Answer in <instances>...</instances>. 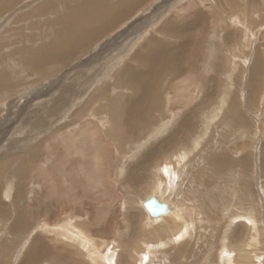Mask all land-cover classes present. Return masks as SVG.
<instances>
[{"label": "rangeland", "instance_id": "rangeland-1", "mask_svg": "<svg viewBox=\"0 0 264 264\" xmlns=\"http://www.w3.org/2000/svg\"><path fill=\"white\" fill-rule=\"evenodd\" d=\"M23 1L21 4L27 5L28 9H25L29 12L31 8H36L38 4L46 0ZM185 1L187 0L143 2L140 5L141 9L138 7L131 17L118 27L116 26L113 31H109L106 38L94 42L97 45L95 51L87 50L86 54L68 62L65 67L49 62L44 67L43 71H46L44 75L39 73L40 71L37 73V69L27 66L25 60L19 63L17 58L8 57L12 51L14 52L18 47L20 49V46L29 41V35L37 36L35 33L40 32L44 24L43 16L38 17L42 22L40 24H32L34 17L30 22H21L18 27L26 29L17 32L12 30L15 21L13 19L14 14L21 9V4L13 10L9 9L10 14L0 9L2 22L0 39L8 40V42L4 41L6 47L0 46V53L1 57L9 58L8 61L0 60V70L7 71L4 73L6 74L4 80L10 88L7 89V93L5 90L0 91V162L9 152L16 157V161L12 162V171L17 170L22 163L21 158L28 161L26 177L7 174L0 187L2 192L5 190V194H8L6 199L1 193L0 201L3 202L4 210L11 212L13 218L22 207H30L26 208L29 212L26 211L25 215L31 227L24 233H12L8 230L12 223L11 219L0 218V240L3 239L2 237H7V243H13L15 247V254L13 255L14 252L10 254L12 264H19L24 258V252L30 247L34 236L47 245L45 254L50 253V256L44 259L50 260L49 262L52 260V263L60 261V264H91L90 259H86L81 251L82 246L79 243L71 241L64 245L54 237L53 231H47L46 227V230L41 227L45 225L52 227L56 223H65L69 219L93 238L101 253L104 254L107 249L116 250L113 264H223L224 255L221 254L230 255L231 264H264V79L256 92L257 96L255 95L253 104L248 102L250 98L248 72L252 66V59L256 52H261L264 57V0H259L261 5L250 8L252 9L250 12L248 11L250 9L243 8L241 4L235 5V1L231 4L228 0H214L218 5L215 7L213 0H198L199 4H205V6L208 3L207 9L202 11L207 21L203 44L199 46V55L193 60L194 66L184 70L180 76H176L177 73L160 75V82H164L165 86L183 82L184 87L180 90L173 88L163 90L162 96L156 100L165 101L164 105L159 112L156 105H151L153 107H150L148 115L152 117L156 113H162L165 116L164 122L168 121L170 116L181 117V113L187 110L186 106L180 102L172 103L170 97H173L175 91H183V97H188V101H191L188 102L189 109L190 107L196 109L195 114L201 112L198 114V119L202 116L211 117L210 113L217 117L207 122L209 124L207 129L199 126L195 130L194 141L192 135L189 136V132L186 131V134H180L176 141L179 149L176 146L172 147L173 145H166L167 153L170 151L171 155H174L178 152L177 157H169L170 161L168 159L174 168L169 180L162 172L165 166V161L162 160L164 158L159 157V154L152 150L153 148L161 149L160 142L169 134L170 127L167 129L168 132L165 130L159 133L163 126L147 120L144 126L137 127L134 136L130 135V139L125 140L123 138L126 148L122 150L117 148L114 141L105 134L111 126L123 127L122 119L113 123L107 115L102 116L99 113L104 110H84L83 113L78 111V114L75 112V109L83 105L87 96L99 92L101 87H107L110 90L108 83L113 87L111 92H106L101 96L102 98L109 96L113 103L120 104L118 94L133 97L132 94L135 93L133 89L120 87V85L116 88L118 84L113 83L114 79L116 80L114 75L121 68H125V64L131 63L130 58L135 50L134 47L141 44L144 37L149 39V30L154 31L166 17L172 16L173 13L183 15L181 8L182 5L187 4ZM165 3L167 4L164 8L153 12L156 6L165 5ZM161 10L166 12L162 14ZM199 10L202 9L199 8ZM56 11H60V8L57 7ZM36 12L39 11L36 10ZM151 13L155 14L152 20L162 15V19L160 18L152 26L150 22L146 25L149 20L147 18L152 16ZM4 15L10 16L3 18ZM11 16L13 17L10 18ZM217 19L223 23L222 27H216ZM140 20V24L146 25L141 30L143 36L139 33L142 37L134 45L133 50L122 55L116 68H110L109 62L102 61L105 58V52L99 55L96 53L101 51V46L110 42L115 34L119 36L122 30L127 31ZM3 25H6L5 29ZM233 32L237 34L239 45L243 47L244 52L238 49L235 54H232L233 52L231 53L225 46V39L222 36ZM126 34V39L131 36L129 31ZM175 41L172 40V42ZM188 53L186 51V54ZM218 57L223 58L222 61ZM222 62L224 66L219 67V63ZM133 65L137 66L135 61ZM179 67L182 68L180 63ZM91 68L96 69L90 73ZM92 74H96L99 81ZM96 81H98L96 86L91 84ZM65 89L71 92L67 94V90L65 91L67 102H69L65 107L68 108L71 105L67 115H62L63 109L51 117L50 123H47L49 119L46 117L42 118L43 125H51L48 130H44L43 126L28 128L25 124L26 119L29 118L31 121L35 118L37 106L44 102L46 104V101L50 99L56 104L60 98L62 99ZM208 89L213 92L210 95L211 102L199 104L198 98ZM185 94L187 96H184ZM73 100H75L74 103ZM103 102L101 98L93 99L92 106L100 108ZM232 104L237 105L236 112L240 115L237 125L231 122L232 115H227L229 114L227 110H231ZM217 108H220L219 112ZM33 111H35L34 115L31 116L30 113ZM67 122L71 125L78 124L76 127L67 126ZM85 123H91L89 129ZM79 128L83 131L82 135L77 133L76 141L68 143L66 147H62L57 136H54V132L60 130L58 134L72 137L71 134L74 135L75 130H80ZM120 130L123 132L124 129ZM122 134L125 135L126 132ZM43 137H51L52 141L50 148L49 141H43L40 152L43 158L40 155L38 161H36L38 157L34 160L30 159L24 145L17 144L19 149L16 151L13 148V144L18 139L22 140L21 142H29L32 139L33 142L29 143L33 144L39 140L42 141ZM79 147L81 152H78ZM220 150H223L225 155H229L235 165L239 163L238 167L228 166L229 169L221 176L215 175L213 166L207 162L211 155ZM145 153L151 154V157L141 160ZM46 159L51 161L45 162ZM177 160L180 163H177ZM97 161L101 162V165H97ZM136 163L141 165L134 170ZM133 176L136 177L135 180H132ZM157 181L161 190L165 192L164 200L170 203L171 209L172 205L175 206L174 209L177 208L181 217L184 218L187 224L186 235L181 236L176 230L173 218L164 216L163 220H154L153 223L147 221V214L141 206V201L148 196L160 193L159 188L155 186ZM166 181L168 184L165 185ZM17 186L19 188H16ZM18 191H21V198L16 201L15 195ZM9 205H13V208ZM247 216H253L256 223L252 225L249 220L247 222ZM233 233L239 234L240 242L247 245L240 256L237 250L229 246ZM222 238L220 247L219 240ZM144 243L151 247L152 253H147ZM42 249L45 248L39 246L38 251ZM44 259L38 260L36 264H46L47 260Z\"/></svg>", "mask_w": 264, "mask_h": 264}, {"label": "bare ground", "instance_id": "bare-ground-1", "mask_svg": "<svg viewBox=\"0 0 264 264\" xmlns=\"http://www.w3.org/2000/svg\"><path fill=\"white\" fill-rule=\"evenodd\" d=\"M101 1L102 0H83V1H81L79 6L77 7V8H79L78 12H80L81 14H79L78 16H75V17L74 16L73 17H71V16L66 17L63 21H59L60 18H57V20L46 19V18H44L43 13L45 11H47V9H50L54 3H56L57 4L56 8L58 7V4H60L66 11H70L71 14L74 15L75 12L70 10L71 4H69L68 0H46V1H42L40 4L37 5L36 8H31L32 10L29 12H27L28 10H26V9H28V8H26L27 5L26 6L21 5V9L17 13L14 14L13 20H15V21L13 23L14 28L12 30L17 31V32H22V30H25L26 28L25 27H21V28L18 27L19 24H21V22H24V23L27 21L30 22V20L33 17H34V20H33L32 24L42 23L41 20H39V18H38L41 15L43 16L42 18L44 20V24L41 26L40 32L37 31L35 33L37 36L29 35V41L25 42L22 46H20L21 47L20 49H18L19 48L18 47L14 50V52L12 51V53H10V55L8 57L12 58V59L17 58L18 59L17 62H19V63L24 62V60H25V62L27 63V66L34 68V69H37L38 70L37 73L40 71L39 73H42L44 75L46 73V71H43V70H45L44 67L49 62L50 63L54 62L56 64L58 63L60 66L65 67V65L68 62L73 61L75 58L81 56L82 54L84 55L88 51H91V52L95 51V48L97 45L94 42L98 41L101 37H103L106 34V32L107 33L109 31L111 32L112 29H115L116 26L118 27L120 25V23H122L129 16L130 17L132 16L129 12H127V10H125V8L119 9L117 11V8H120L118 6V4L116 6L117 2L116 3L114 2V4L111 7H109L108 12H106V13H104V12L100 13L99 11L98 12H92V8H94V6H97V4ZM113 1L114 0H112V3H113ZM139 1H141V0H118L119 5L121 4L120 6H122V4H123V7L128 6V8L132 5V3L136 4V3H139ZM195 1L198 2V5H199V1L198 0H195ZM234 1L236 3L235 5L241 4L240 6H243V8H246V9L247 8L253 9V8H256L259 4L261 5V3H259L260 2L259 0H238V1L237 0H228V2L229 3L231 2V4H233ZM22 2H24V1L23 0H0V3H1L0 9L4 10L3 12H8L9 9L13 10L14 7H16L18 4H20ZM108 2L111 3V0H109ZM74 3L75 2H73V4ZM97 7H100V8H98L99 10L101 9V5H98ZM98 9L95 7L94 11H97ZM252 9H250L248 11L250 12V11H252ZM36 10H38L39 12L38 13L36 12V14H35ZM187 10H189V9H187ZM196 13L198 14L199 18H200V16L203 17L204 22L202 23L200 21V23H197L199 26L196 24L197 26H195V28L191 24L184 25V29L181 28V31H179L181 33L179 37H181V35L186 37L187 34L188 35L192 34L194 29H196L197 27H200L198 30H196L195 34L194 33L192 34V37L193 38L199 37V39L203 41L202 37L204 36V32H205V28H206L205 23L207 21V18L205 16V14L202 13V10L198 9L196 11ZM216 13H218V11H216ZM55 14H57V13H55ZM153 15H155V14H153ZM9 16H6V17H9ZM239 16H240V14H239ZM12 17L13 16H11L10 18H12ZM190 17H191V15H190ZM73 19H75L76 21H74ZM150 19L151 18L149 17V20L147 19L148 21L147 20H146L147 22L145 21L146 25L149 22H151L152 19L151 20ZM195 19H197L196 15H194L193 18L191 17L190 20L195 21ZM158 20H159V17H158V19H155L154 21L157 23ZM197 20L199 21V19H197ZM29 22H28V24H29ZM140 22H141V20L137 21L135 24H133L131 27H129L127 29V31L122 30L121 34H119V36L117 35L119 37L118 40H117V38H116L117 36L115 34L113 39L110 42H106L105 44H103L100 48V50L101 49L102 50L96 53L97 55H99V54L105 52V58L102 61H106V63L109 62L108 66L110 68H114V67L116 68V66L119 65L120 58L122 57V55L126 54L127 52H131L133 50L134 45L143 36L141 30H143L145 28L143 26H146V25L140 24ZM165 22H166V24H164L163 26H161V28L158 29L161 31L160 33L165 32L166 30H168L167 32H169V30H170V33H174L175 35H177V32H178V31H176L177 29L174 30L172 27H170L168 20ZM175 23H176V21H175ZM8 24H10V23H8ZM167 24H168V26H167ZM222 24L223 23H221V21H219L218 19L216 20V27H219V26L222 27ZM1 26H2V22L0 23V27ZM58 26H60V27H58ZM142 27H143V29H142ZM5 28H6V25L5 26L3 25V29H5ZM45 29H47V30H45ZM33 30H34V27H33ZM128 31L131 33V36L129 35L130 37H128L126 39L125 36H127L126 33ZM124 32H126V33H124ZM139 33L142 36H140ZM233 33L232 34L227 33L228 35L226 34V35L222 36L225 39V46L228 47V50L231 53L233 52L232 54H235V52H237L238 49H239V51L244 52L243 47H241V45H239V41L237 39V34L236 33L233 34ZM144 35H147V34H144ZM2 36H4V35H2ZM19 36H21V35H19ZM123 38H125V39L122 42H119ZM189 40L191 41V44H192L193 40L191 38H189ZM4 41L8 42L7 38H4L3 40L0 39V46L4 45L6 47V45L4 44ZM21 41H23V39ZM234 42H235V44H234ZM183 44L184 43H179V44L174 43L172 46V43L168 44L167 41L162 40L158 34L149 35V39L147 41H145L143 43V45L136 52H134L133 55L131 56V58H130L131 63L125 64L124 65L125 68H121L114 75L116 77V80L114 79L113 83L114 84L116 83L115 85L118 84L116 86V88L120 85V87L125 86V87H128L129 89H133L135 92V93L133 92L134 94H132L133 97H130L129 95L124 96L122 94H118L119 98H120L119 102L121 101L120 104L113 103V101L110 100L111 98H109V96L108 97L104 96L102 98L101 96L105 95L106 92H111L110 90L113 86H112V84L108 83L109 84L108 87L110 86V90L107 89V87H101L99 92L97 91L96 93L89 95L90 97L87 96V98L85 99L86 101H83L84 103L82 102L83 105L80 108H78V109L74 108L76 110L75 112L77 114H78V111L83 113L84 110H93V111L104 110V112L100 111L99 113L102 114V116L107 115V118L112 119L113 123L118 121L119 119L120 120L122 119L121 126H123V127H121V128L124 129V130H122L123 132H121V130H120L121 128H119V126H111L105 132L107 137L110 140L114 141L117 148L122 149V150H125V148H126V143L125 142L123 143V138H124V140L130 139V135H133L134 132L137 131L136 130L137 127L144 126L146 124L147 120H151V122L158 123V124H161L159 126H163L162 128H164V129L161 130L162 128H160L159 133L167 130L170 127L169 128L170 131L167 130V132L169 131V134L163 140H161L160 146L156 143L159 147H161V149L154 150V148H153V150H152V151H156V153L159 154V157H162L165 159V160L162 159L163 161H165V166L163 167L164 169H162L163 170L162 172H163L164 177L166 179L168 178V180L170 179L171 175L174 172V168L171 166L172 165L171 162H169L170 161L169 157H172V158L177 157L178 152L175 153L174 155H171L172 153H170V151L167 153L165 151L166 145H168V146L173 145L172 147L176 146V148H178L179 146L177 147L178 144L176 143V141H178L179 135L180 134H186V131L189 132V136L192 135L191 137H193L192 139L194 141L195 140L194 138L196 135L195 130L197 128H199V126L201 128H202V126H204L207 129V127L209 125L207 122L209 120L217 117V115L210 113L211 117L210 116H202L201 118L198 119V114L201 112L195 114L196 109L191 108V107L189 109L188 102H191V101H188V97H185V98L183 97V95H182L183 91L182 92L175 91V93L173 94V97H170L172 99V103L180 102L182 105L186 106L187 110H185V112L181 113V115H180L181 117L174 118L173 116H170V119L168 121L164 122L163 120H165V118H164L165 116L162 113H156L154 111L156 113V115H153L152 117H150L148 115L149 110L153 107L151 105H156L157 112H159L161 107L164 105L163 103L165 101H157L156 100V98H158V97L160 98V96H162L163 90L167 91L168 89H172V88L175 90H180L184 87L183 82H181L180 84L179 83L169 84L168 86L164 85L163 78H162L163 83L160 82L161 81L160 75L163 76V74H167V73H170V74L177 73L176 76H180V74L184 70H187V69L194 66L193 60L195 58H197L199 55L198 54V51L200 49L199 44H196V46L194 47L196 49H194V50H191V47H189L190 49L188 48L189 50H187L185 48L186 45L184 46ZM201 44H203V43H201ZM201 44H200V47H201ZM186 51L189 53L186 54ZM259 51H263V50H259ZM26 53H28V54L26 55ZM0 57H1V53H0ZM8 57H6V56L1 57L0 60L3 61V59H4V60L8 61L9 60ZM97 58H99V57H97ZM218 59L222 61L223 58L218 57ZM133 61L136 62L138 68H136L137 67L136 65L132 66ZM179 63L182 66V68L179 67ZM99 65H100V63H99ZM105 65H107V64H105ZM219 65H220L219 67L224 66L223 62L221 64L219 63ZM48 69H50V68H48ZM94 69H96V68L89 69L90 70L89 72L91 73ZM54 70H56V69H54ZM249 70L250 71L248 72V76H249L248 77V80H249L248 81V88H249V94H250L249 97L250 98L248 99V102L253 104V99L255 98L256 92L258 91V89H260V87L263 83V79H264V57H263V54H261V52H256V54H254V58L252 59V66L250 67ZM32 71H35V70H32ZM6 72H7L6 70H0V91L5 90V92L7 93V89H10V88L7 87L8 83L6 80H4V77L6 76V74H4V73H6ZM92 75L95 76L96 74H92ZM8 76H9V74H8ZM105 76H106V73H105ZM8 78H10V77H8ZM96 79H97V77H96ZM13 81H14V79H13ZM98 81L93 82L91 84L92 85L94 84V86H96ZM192 82L195 83L194 80H192ZM162 85H164V87H162ZM185 86H186V90H187L188 87H187L186 82H185ZM209 89H210V87H209ZM208 90L206 92H203L200 95L201 97L198 96L199 97L198 98L199 104L202 105V103L206 102L208 104L211 102L212 98L210 97V95L213 92L211 90H209V91ZM63 91L64 92H63L62 99L60 98L59 99L60 101L56 102V104L50 99L49 101H46V104H45V102L40 103V106L39 105L37 106V110H35L36 108H34V110L36 111L35 118H33V120H31V121L29 118L26 119V123H25L26 126L28 128L34 127V126H39V127L43 126V128H45L44 130H48L51 125H46V126L43 125L44 119H42V118L46 117L47 119H49V121L47 120L48 121L47 123H50V121L52 120L51 117H54L57 113H59L63 109H64V111L62 112L63 113L62 115H64V116L67 115V113L69 112V109L71 108V105H69L68 108L65 107L66 103L69 104V102H67L68 98L66 99L65 91L67 92V94L71 93V92H69L68 89H65ZM100 92H102V93H100ZM98 93H99V95H96ZM72 94H74V92ZM184 96H187V95L185 94ZM98 98L99 99L101 98L104 101L99 106L100 108H97L94 105L92 106V104L94 103V101L92 103V100L98 99ZM76 99H77V97H76ZM152 99H154V100L152 101ZM75 100H73V103ZM94 104H96V102ZM94 109H96V110H94ZM219 109L220 108L216 109L217 112H219ZM188 110H190V111H188ZM35 111L31 112L30 115L33 116ZM236 111H237V105H235V104L231 105V110L230 109L227 110V113H229L227 115H229V116L232 115L230 117V120L232 119L233 121H231V122H233L235 125H237V121H239V118H240V115ZM80 116H82V115H80ZM226 117H228V116H226ZM206 118H209V119L206 120ZM29 122H30V124H29ZM105 122H107V121L105 120ZM77 124H73V125L76 127ZM85 124H86L85 126L87 127V129H89L91 123H85ZM149 124H148V127H149ZM31 125H33V126H31ZM66 125L67 126H73V125H71L70 122H67ZM67 126H66V128H67ZM145 127H147V126H145ZM59 131H55L54 136H57V138L61 142L62 147H66V145L68 143L69 144L74 143L76 141V138H77L76 134L78 133V134L82 135V132H83L82 129L75 130L76 133L74 132L75 133L74 135L72 133L71 134L72 137H68V136L65 137L62 134H58ZM124 131L128 135L125 134L126 135L125 136L124 134H122V133H124ZM42 139H43L42 141L39 140L38 142H36V143L34 142L33 144L29 143V142H33L32 139L31 140L29 139L30 140L29 142H21L22 140L18 139L16 141V143L13 144V148L16 151L19 149V148H17V147H19V146H17V144H19L20 146L24 145L23 147L25 148V150L29 154L30 159L34 160L36 157H38L36 159V161H38V159L41 155L40 152L42 151L41 145H42L43 141L44 140H45L44 142L49 141V148H50V144L52 141L51 137L50 138L49 137H43ZM180 139H182V138H180ZM193 141L191 143H193ZM191 143H190V145H191ZM27 144H29V145H27ZM183 145L184 144H182V146ZM49 148H48V150H49ZM152 151H151V154H152ZM185 151H186V149H185ZM78 152H81L80 147H79ZM151 154L145 153L144 155H142L141 160L149 159L151 157ZM41 157H42V155H41ZM168 159H169V161H168ZM178 159H180V157H178ZM48 160L49 159H46L45 162H47ZM174 160H176V159L174 158ZM14 161H16V157L13 156V154H11L9 152V153H6L4 159L0 162V187L2 186L1 185L2 181L3 180L5 181L4 178L7 177L6 176L7 174H10L12 176L15 175L16 177L25 176L26 174H28L27 173L28 172V170H27V167H28L27 162L28 161H24L21 158L20 161H22V163L19 164V166L17 167V170L14 169V171H12L13 170L12 162H14ZM49 161H51V160H49ZM148 161H150V160H148ZM176 162L180 163V162H178V160ZM207 162L209 164H211V166H213L214 174L215 175L218 174L219 176H221V174H223L224 172H226L229 169L228 166L231 167L232 165H235V163L232 161L230 156L225 155L223 150H220L218 153L211 155L207 159ZM96 164L101 165V162L97 161ZM140 165H141L140 163L139 164L136 163L134 166V170H136L137 167L140 168ZM238 166H239V163H237L235 165V167H238ZM5 172H6V174H5ZM135 178L136 177L133 176L132 180L133 179L135 180ZM158 183H159V181H157L155 186H156V188H159L158 190L160 193H157L156 195L153 194V195L156 196L159 199V201H162V202H165L166 204H168L169 208L165 214L151 217L148 214V212L145 210V208L143 207V201L145 200L144 199L143 201H141V206L143 207V209L145 210V212L147 214V218H148L147 221H149V223H153L154 220L155 221L156 220H158V221L163 220L164 216L173 218V220H175L174 227L177 228L176 230H178L180 232L181 236L186 235L187 232L185 230L187 228V224L185 223L184 218L181 217L177 208L174 209L175 206L172 205V209H171L170 203L168 201L164 200L163 194L165 192L161 190ZM166 183H167V181L165 182V185H166ZM6 184H8V183H6ZM5 188L8 189L7 186H5ZM16 188H19V186H17ZM21 191H18L16 193V195H15L16 201L21 198ZM1 193H2V197L4 196L7 199L8 194L6 195L5 194L6 191L4 190L2 192L1 188H0V194ZM153 195H151V196H153ZM151 196H148V198ZM9 206H11L13 208V205H9ZM26 208H30V207H28V206L22 207V209L19 212L15 213V215H14L15 218H13L11 212L4 210L5 208L3 207V202L0 201V218L3 217L4 219H9V218L11 219L12 223L10 225V229H8V230H10L12 233H17V234H19L21 232L24 233V231L28 230L29 227H31L30 221L28 220V218L25 215V212L27 211ZM27 212H29V211H27ZM253 218H254L253 216L252 217L247 216V222L249 220L251 222V224L254 225V223H256V222ZM41 227H43L45 230L47 228V231H49V230L53 231L54 237H56L60 242H63L64 245H66L65 244L66 242L70 243L71 241L79 243L82 246L81 251L85 254L86 259L87 258L90 259L91 264L92 263H94V264H96V263H98V264H113V262H115V258H116V254H117L115 252L116 251L115 249H107L106 251H104V254L101 253L100 248H98L95 245V241L93 240V238L89 237L88 234H86L85 232H83V230H81L79 227L74 225L73 220H71V219L67 220L65 223H56L55 226L52 225L53 228L51 226H47V225L41 226ZM251 227L253 228V226H251ZM179 229H181V230H179ZM228 234H225V235L227 236ZM239 237H240L239 234L233 233V235L231 236V241L229 242V246H230V248H234L233 250H235V251L237 250L239 252L238 255L240 256V254L243 253L244 250H246L245 247L247 245L242 244L240 242ZM2 238L3 239L0 240V264H12V262H10V258H11L10 254L12 255V253L15 250V247H14L13 243H11V244L7 243V241H8V239H6L7 237H2ZM219 241H220L219 246L221 247L222 246L221 243L223 242V238ZM226 244H228V242ZM43 245H44L43 241L38 242V241H35V239H34L33 242L31 243L30 247L25 250V252H24L25 256L20 261L19 264H36V262L38 260H43L44 257L47 256V254H45L46 250L42 249V250L38 251L39 246L42 248ZM145 249L148 251L147 253H152L151 247L148 246L147 244H145ZM146 250H144V251H146ZM221 252H222V250H221ZM14 254H15V252L13 253V255ZM221 255H224V257H223L224 263L222 262L223 264H231L232 259L230 260V258H231L230 255L229 256L225 255V254H221ZM142 259H144V258H142ZM44 260H47V259H44ZM49 261L50 260H47L46 264H60V261L58 263H55V261H54V263H52V260H51V262H49ZM41 262H43V261H41ZM219 263H220V260H219Z\"/></svg>", "mask_w": 264, "mask_h": 264}, {"label": "crops", "instance_id": "crops-1", "mask_svg": "<svg viewBox=\"0 0 264 264\" xmlns=\"http://www.w3.org/2000/svg\"><path fill=\"white\" fill-rule=\"evenodd\" d=\"M77 1V2H76ZM81 1H83V0H68V2H69V4H71V11H73V12H75L74 13V15L73 14H71V12L70 11H66L65 9L63 10V7L60 5V4H58V8H60V11H56V6H57V4L56 3H54L52 6H51V8L50 9H47V11H45L44 13H43V16H44V18H46V19H49V20H57V18H60L59 19V21H63L66 17H75V16H78L79 14H81L80 12H78V10H79V8H77L78 6H79V4L81 3ZM105 1V2H104ZM109 0H102L101 2H99L98 4H97V6L98 5H101V9L99 10L98 8H100V7H97V6H94V8H92V12H104V13H106V12H108V9H109V7H111L113 4H114V2L116 3V6H117V4H118V6L120 7V8H117V11L119 10V9H124L125 8V10H127V12H129L131 15H132V13L135 11V10H137V8L138 7H140V5L144 2H146V1H148V0H141V1H139V3H136V4H133L132 3V5L128 8V6L127 7H123V4H122V6H120L119 5V2H118V0H114L113 1V3H112V0H111V3L110 2H108ZM150 1V0H149ZM214 1V0H213ZM73 2H75L74 4H73ZM185 2H187V4L186 5H182V8H181V11H183V15H175L174 13H173V15L172 16H168V17H166V19L165 20H163L158 26H157V28H155V30L153 31V30H149L150 31V35H152V33L153 32H155L156 34H158L160 37H161V39L162 40H165V41H167V43L168 44H171L172 43V46H173V44L175 43V44H179V43H184L183 45L185 46V48L187 49V50H189L190 48L189 47H191V50H194V49H196V48H194L195 46H196V44H199V46H200V44L202 43V40H200L199 39V37L197 38V37H192V34L194 33H196V30H198L200 27H197L196 29H194L193 30V33L192 34H187V36L185 37V36H182L181 35V37H179L180 36V32L179 31H181V28L182 29H184V25H188V24H191L194 28H195V26H197L198 24L197 23H200V21L203 23L204 22V20H203V17L202 16H200V18L198 17V14L196 13V11L199 9V8H201L202 9V11H205V9H207V5H208V3H207V5L205 6V4L203 5V4H199L198 5V2H196L195 0H187V1H185ZM23 3V2H22ZM148 3V2H147ZM193 3V4H192ZM214 3H215V1H214ZM21 4V3H20ZM20 4H18V5H20ZM25 4V3H24ZM166 4L167 3H165V5H161V6H156L154 9H153V12L155 13V12H158L157 10H159L160 8H164L165 6H166ZM195 4V5H194ZM22 5V4H21ZM20 5V6H21ZM19 6V7H20ZM103 6V7H102ZM135 6V7H134ZM198 6V7H197ZM216 6H218L216 3H215V7ZM95 7L98 9L97 11H94L95 10ZM122 7V8H121ZM106 8V9H105ZM142 8V6L139 8V9H141ZM197 8V9H196ZM73 9V10H72ZM187 9H189V10H187ZM105 10V11H104ZM163 11V12H162ZM152 12V13H153ZM166 11L165 10H161V13L163 14V13H165ZM53 13V14H52ZM55 13H57V14H55ZM59 13V14H58ZM152 13H151V15H152ZM8 14H10V13H8ZM36 14V13H35ZM68 16H67V15ZM77 14V15H76ZM56 15V16H55ZM66 15V16H65ZM190 15H191V17L193 18V16L194 15H196V18L197 19H199V21L197 20V19H195V21H191L190 19H191V17H190ZM7 15H4L3 17H6ZM206 16V15H205ZM130 17V16H129ZM128 17V18H129ZM151 19L153 18V15L152 16H149ZM158 17H159V19L162 17V15H158ZM202 17V18H201ZM127 18V19H128ZM189 18V19H188ZM127 19H125L124 21H126ZM147 19H149V18H147ZM150 19V20H151ZM162 19V18H161ZM67 20V19H66ZM74 21H76L75 19H73ZM142 20V19H141ZM168 20V22H169V25H170V27H172L174 30H176V31H178L177 32V35H175L174 33H170V30H169V32H167L168 30H166L165 32H162V33H160L161 31L160 30H158L159 29V27L161 28V26L162 25H164V24H166V22L165 21H167ZM190 20V21H189ZM123 21V22H124ZM171 21V22H170ZM175 21H176V23H175ZM181 22V23H180ZM151 23H155L156 24V22L153 20H151V22H150V24ZM77 24V23H76ZM121 24V23H120ZM153 24H151L150 26H152ZM197 24V25H196ZM55 25V24H54ZM167 26H168V24H167ZM199 26V25H198ZM58 27H60V26H58ZM147 27H149V26H147ZM10 29H12L11 27H9ZM179 29V30H178ZM62 30V29H61ZM112 31H113V29H112ZM165 35V36H164ZM108 36V33L106 32V34L103 36V37H101L100 39H102V38H106ZM164 37V38H163ZM168 37V38H167ZM166 38V39H165ZM189 38H191L193 41H192V44H191V41L189 40ZM203 38V37H202ZM143 40V42L141 43V44H138V45H136L135 47H134V52H136L137 50H138V48H140L142 45H143V43H144V41L145 40H147V38H143L142 39ZM172 40H176L175 42H172ZM181 40V41H180ZM189 40V41H188ZM137 44V43H136ZM194 46V47H193ZM189 48V49H188ZM133 52V53H134ZM127 60V59H126ZM35 239V241H38V242H41L42 240L40 239V238H35V236L33 237V240ZM43 247L46 249V251H47V245H43ZM50 254V253H49ZM49 254H47V256H50Z\"/></svg>", "mask_w": 264, "mask_h": 264}, {"label": "water", "instance_id": "water-1", "mask_svg": "<svg viewBox=\"0 0 264 264\" xmlns=\"http://www.w3.org/2000/svg\"><path fill=\"white\" fill-rule=\"evenodd\" d=\"M143 207L151 217L165 214L169 208L168 204L159 201L154 195L143 201Z\"/></svg>", "mask_w": 264, "mask_h": 264}]
</instances>
